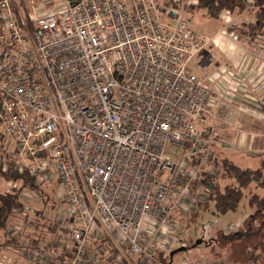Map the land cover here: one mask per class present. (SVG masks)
Instances as JSON below:
<instances>
[{
    "label": "built area",
    "instance_id": "1",
    "mask_svg": "<svg viewBox=\"0 0 264 264\" xmlns=\"http://www.w3.org/2000/svg\"><path fill=\"white\" fill-rule=\"evenodd\" d=\"M185 5L61 0L57 11L36 16L0 0V127L8 156L38 184L58 178L70 202L60 237L69 244L57 255L21 240L29 259L102 264L107 246L93 249L96 240L121 253L129 245L143 264L159 263L155 251L171 231L174 208L200 176L181 174L180 158L217 164L218 79L244 72L231 65L207 71L215 55ZM245 50L264 64V43ZM32 192L23 187L21 196L29 200Z\"/></svg>",
    "mask_w": 264,
    "mask_h": 264
},
{
    "label": "rangeland",
    "instance_id": "2",
    "mask_svg": "<svg viewBox=\"0 0 264 264\" xmlns=\"http://www.w3.org/2000/svg\"><path fill=\"white\" fill-rule=\"evenodd\" d=\"M30 1L31 0H13V5L16 9H21L26 14L32 13V15L38 16L46 13L48 9H50V11H57L56 6L61 2V0H33L34 4H32ZM190 5H192V3ZM247 10L249 11L239 16H230L223 12L219 18L210 17L206 10H195L189 12V18L193 28L199 34L200 32L203 34L206 33L208 36L211 35L208 27L215 22V20L221 21L220 23L223 22L222 24L226 23L227 25H232L231 28L227 30L224 28L223 33H225L226 37L230 40L236 42L237 40L240 41L241 35L235 25L238 23L254 22V19H256V8L253 6V3L247 6ZM241 39L244 38L242 37ZM254 39L251 44L244 41V44L241 43L242 47H238L241 54H243V58L245 56L246 58H254L250 53H246L245 48L256 52L260 51L259 44L264 43V31H260ZM235 45L239 44L235 43ZM263 67L264 64H261L260 67L258 65L261 77L264 75ZM241 68L235 69L241 70ZM242 70L245 71L246 69L242 68ZM249 88L253 90V87ZM258 109L259 108H257V110ZM259 111L261 113L264 109H260ZM0 129L2 130L1 127ZM4 143V148L0 144V160H3V162L6 158L2 159V157L6 152L9 156L13 157L6 149L9 143ZM238 150L236 152H230V154L233 155V157H237L236 164L239 166L258 167L262 165V163L264 165V151H259L255 155V151H247V147L244 146H241ZM180 155L181 152L176 157ZM224 158L225 156L221 154L218 155L216 165H213V163L206 164L209 160H205V164H197L193 162L191 157L183 156L180 158L186 162V167L179 170L181 174L191 175L195 171H198L200 176L196 178L198 183H194V185L190 187L191 192L185 196L183 203L175 206L171 217V231L166 234L167 238L165 240L160 241L161 247H159V249L163 251L170 264H264V229L256 231L255 229L258 227H250L248 223L249 217L256 215L261 219V216L264 215V208L260 210V212H256L254 208L250 207L248 204L249 198L253 193L264 196V188L256 186L258 183L253 182L250 189L246 191L245 198L241 201L238 209L226 214H219L211 203L205 206L207 198L212 191V185L210 186L209 183L212 182L211 184H213L215 181V183L224 185L229 182V179L226 177L221 179L216 178L217 176L215 177L220 171ZM229 159L231 160V158ZM213 173H215V175L211 177ZM163 175H168V172L162 173V176ZM201 181L205 183H199ZM11 184L13 183L4 181L3 178L0 177L1 190L6 191L10 189L12 187ZM208 186L211 188L210 191L206 190ZM60 188L61 185L58 178L45 183L43 189L48 198L47 204L39 193L34 194V192H32L29 196V200L22 196V200L25 202V212L17 214L12 220L15 221V223L11 224L9 231L0 230V238L4 242L0 252L3 251L13 258L11 264H40L29 259L28 256H25L23 252L26 251V248L23 246L24 243H21V240L25 242L28 241L35 247L34 249L39 248L48 252L54 251L56 254H61L63 252L62 244H69L70 237L63 242L60 240V237L68 231V219L65 218V215L70 212V202L68 198L60 194ZM198 189H200V191H198ZM26 199L27 201H25ZM168 199L170 201L174 200L172 197ZM244 227L252 232L249 236L246 235L245 238L243 237L233 242L227 239L229 238L228 235L231 233H237L238 235L240 232L242 233L245 231ZM144 229L142 231H144ZM245 233L247 234V232ZM16 236H19V240H15L16 243H13L12 237L15 239ZM140 242L142 243L141 239ZM157 243V240H155L152 245L156 246ZM91 245L95 250H99L102 246H107L102 264H123L121 260L123 256H125V258H130L131 262L135 264L137 261L141 262L142 260L136 257L138 254H133L129 245L124 246L122 251L123 254L120 252L119 248L118 251L110 248L106 241L94 240L91 241ZM98 245H100V247H98ZM55 247H58L57 252ZM159 251L160 250L157 252L155 251L157 260L160 258L158 257ZM0 262H2L0 264L6 263L5 261H1V259ZM146 262L148 263L149 260H146ZM159 263L162 264L160 260ZM159 263L157 261L149 262V264Z\"/></svg>",
    "mask_w": 264,
    "mask_h": 264
},
{
    "label": "crops",
    "instance_id": "3",
    "mask_svg": "<svg viewBox=\"0 0 264 264\" xmlns=\"http://www.w3.org/2000/svg\"><path fill=\"white\" fill-rule=\"evenodd\" d=\"M246 11L249 10H245L239 15L246 13ZM220 22L215 20L208 27L211 33L210 36L200 32V34L210 41L208 50L213 51L215 55L207 71L210 74L217 73L223 65H232L234 68L242 67L246 70L242 73L241 79H238L234 74L232 76H227L226 74V78L218 79L219 82L217 84L223 92V98L219 103L214 104L213 113L216 116L214 122L221 130L219 132V138L214 145L213 155L216 160L218 155L221 154L222 156L231 158L236 163L237 157H233L230 152H236L241 146L247 147V151H255V155L259 151H264V120H262L264 119V111L261 113L259 111L260 109H264V75L261 77V74H259L260 70L258 69V65L260 67L261 61L257 58H246V56L243 58V54H241L238 48L244 41L251 44L252 40L248 34L251 31L247 29L250 27L249 23L253 22L238 23L235 25L241 35L240 41L237 40L236 42L230 40L223 33L224 28L227 30L232 25L222 24L223 22ZM242 37L244 39H241ZM235 43L239 45H235ZM250 85L253 87V90L249 88ZM257 108L259 109L257 110ZM260 166H263V163L258 167ZM246 167L258 168L253 166ZM106 243L113 250L118 251V247L112 243ZM2 252H0L1 261H5V264H11L13 258L5 252ZM136 257L141 258L138 255ZM127 260L131 262V259L128 257ZM123 263L126 264L125 258Z\"/></svg>",
    "mask_w": 264,
    "mask_h": 264
},
{
    "label": "trees",
    "instance_id": "4",
    "mask_svg": "<svg viewBox=\"0 0 264 264\" xmlns=\"http://www.w3.org/2000/svg\"><path fill=\"white\" fill-rule=\"evenodd\" d=\"M185 1V8L189 12L195 10H206L210 17L219 18L225 11H230L234 16L247 10V0H196L197 5H187L189 0ZM254 7L256 8V20L253 23H249L247 30L251 40L257 36L260 31H264V0H254ZM262 27V28H261ZM6 137L0 129V144L4 148ZM6 152V151H5ZM7 152L0 160V177L4 181L17 183L18 186L11 187L9 190L0 189V230L9 231L11 227V220L19 213L25 212V202L22 200L23 187L30 186L35 189L45 199L47 204L46 193L43 189L45 183L38 184L36 178L31 176L28 172H20L16 166L15 159L8 158ZM264 165L258 168L241 167L229 157H225L222 161L220 171L215 175L216 178L221 179L226 177L229 179L228 183L222 185L221 183L212 184V191L207 198L206 205L209 203L214 205V209L219 214H226L230 211L238 209L241 201L245 198L246 191L250 189L253 182H257L256 186L264 188ZM219 174V175H218ZM215 178V179H216ZM249 206L254 208L256 212H260L264 208V196H260L257 193H253L249 198ZM202 206V205H201ZM248 223L250 227H258L256 231L263 230L264 215L259 219L256 215L249 217ZM246 226V225H245ZM249 227V228H250ZM245 231L237 235V233H231L228 235L230 242L237 241L249 236L252 232L245 228ZM247 232V234L245 233ZM4 245L3 240L0 238V250ZM159 260L162 264H170L163 251H159ZM64 256H61L63 259ZM126 264H135L128 261L125 258ZM136 264H143L137 261ZM160 264V263H159Z\"/></svg>",
    "mask_w": 264,
    "mask_h": 264
}]
</instances>
